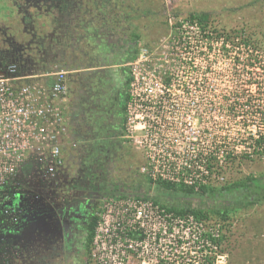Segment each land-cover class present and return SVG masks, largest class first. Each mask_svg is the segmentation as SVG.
<instances>
[{
    "label": "rangeland",
    "instance_id": "1",
    "mask_svg": "<svg viewBox=\"0 0 264 264\" xmlns=\"http://www.w3.org/2000/svg\"><path fill=\"white\" fill-rule=\"evenodd\" d=\"M136 1L130 2L141 3ZM248 1L250 0H144V43L139 46L131 63H138L139 66L144 64V122L147 123L144 128V145L150 144L154 138L180 140V148L192 152L197 147L192 142H200L199 149L219 154L222 161L227 154L249 152L245 148L247 138L264 132V127L261 126L264 118V55L257 58L258 68L251 70L259 85H250L245 77L234 81L229 78V73L235 71L229 60H213L212 66L207 69L211 59L202 56L201 45H196V30L187 25L182 17L179 21L175 17L178 13L194 10L215 11L219 13L220 20L226 23L264 19V9L261 14L257 9L253 13L255 16L247 10H239L234 14L225 11L226 8L240 7ZM35 4L38 11L30 13L32 23H20L19 14L23 12L22 8L8 24L0 25V47L4 51L2 55L5 56L0 58V65L15 64L21 75L38 76L54 70L66 72L68 67L73 66L76 70L78 60L84 54V46L89 47L93 41L92 30L102 27V24L104 33L112 31L110 22L114 12L109 6H99L96 0H36ZM177 22H180L182 28L172 29ZM18 25H22L21 35L16 34ZM214 47L218 49L221 46L217 44ZM245 55L240 54L241 59ZM31 60L35 65L29 63ZM191 63L193 72L189 69ZM237 71H242V68H237ZM76 75L77 73L73 74L74 77ZM167 80L168 86L164 89ZM185 87L187 93L183 94L182 88ZM160 97L165 100L161 103V109L166 113L165 117L156 118L151 112H156V108H159L157 105ZM154 122L162 124L163 127L158 129L157 123L152 126ZM170 124H177L178 127L172 134L170 129L166 131ZM247 124L249 129L244 127ZM150 131L153 136L149 135ZM126 134L124 130L125 138L120 142H126L133 149L131 161L134 168L120 178L127 185L136 184L143 188L145 200L161 199L167 203L168 209L190 207L210 211L221 203H226L231 208L234 206L236 199L232 196H186L181 192H168L150 184L139 174L141 156ZM139 134L136 130V135ZM211 142L218 147L211 146ZM78 159V149L73 148L66 159L55 191L58 195L48 203L69 201L70 197L81 194ZM214 168L222 169L223 173L210 180V186L214 188L247 176L258 177L264 181V157L239 164L219 162ZM230 218L224 225L214 219L210 220L206 228L199 227V231H192L194 224L181 219L174 231H170L180 243L168 239L172 238L170 234L159 242H146L144 264H264V202L238 210ZM152 223L148 222V225ZM205 239L208 240V245L203 244ZM214 240H220L218 247L214 246ZM90 249L91 255L90 252L86 253L82 261L86 264H100L92 256V245ZM18 250L17 247L11 264H29L27 252L18 261ZM201 251H205V261L200 260ZM141 263V259L135 258L129 262L115 259L107 264Z\"/></svg>",
    "mask_w": 264,
    "mask_h": 264
},
{
    "label": "built area",
    "instance_id": "2",
    "mask_svg": "<svg viewBox=\"0 0 264 264\" xmlns=\"http://www.w3.org/2000/svg\"><path fill=\"white\" fill-rule=\"evenodd\" d=\"M190 27L196 30L195 39L199 40L197 44L201 45L202 56L211 59L207 69L214 59L224 61L221 48H215L213 56L208 52V41L202 40L206 34H201L196 26ZM189 69L194 71L193 63ZM130 71L132 80L128 87L125 133L141 156L139 174L152 185L170 184L194 190L210 185L215 176L208 158L213 153L199 149L200 142H192L198 147L192 152L181 149L180 140L154 138L150 144L144 145V128L147 127L144 122V64H131ZM167 82L169 80L164 89H167ZM67 92L65 71L54 70L38 76L21 75L15 64L0 65V218L3 222H13L30 209V204L55 196L66 162L64 153L75 148L66 116ZM182 92L187 93V88H182ZM164 101L159 98V108L151 115L165 117L166 112L161 109ZM153 125L158 129L163 127L158 122ZM169 127L166 131L170 129L171 134L178 128L177 124ZM149 135L153 136L151 131ZM93 213L97 221L92 238V256L100 264L115 259L129 262L135 258L144 264L146 242L156 243L170 234L172 238L168 239L180 243L170 231H174L181 219L194 224L192 231H199V227L206 228L209 224V221L197 220L191 215L178 216L143 196L101 198ZM148 222L153 223L148 225ZM207 241L202 242L208 245ZM0 247L2 264H11L17 246L4 242ZM204 253L201 251L199 255L202 261L206 260Z\"/></svg>",
    "mask_w": 264,
    "mask_h": 264
},
{
    "label": "flooded vegetation",
    "instance_id": "3",
    "mask_svg": "<svg viewBox=\"0 0 264 264\" xmlns=\"http://www.w3.org/2000/svg\"><path fill=\"white\" fill-rule=\"evenodd\" d=\"M130 1L96 0L99 6H109L114 12L110 22L112 31L104 33L102 24L93 29V41L89 47L84 46L78 68L74 70L73 66L66 70V116L71 139L77 140L74 149L79 152L81 194L70 197L69 201L48 203L55 200L58 195L55 193L52 198L30 204V209L13 222L6 223L0 218V244L14 242L19 249L18 261L27 252L29 264H80V261L86 264L82 261L87 253L84 229L99 199L117 193L144 194L143 188L127 185L120 178L134 168L133 149L120 141L125 138L128 87L132 80L129 66L144 43L146 14L144 0H138L141 3ZM35 2L0 0V25L8 24L22 8L20 23H32L30 13L38 11ZM16 34H23L22 25H18ZM3 52L0 47V58L5 57ZM33 62L29 63L35 65ZM1 255L0 247V264Z\"/></svg>",
    "mask_w": 264,
    "mask_h": 264
},
{
    "label": "trees",
    "instance_id": "4",
    "mask_svg": "<svg viewBox=\"0 0 264 264\" xmlns=\"http://www.w3.org/2000/svg\"><path fill=\"white\" fill-rule=\"evenodd\" d=\"M258 9V10H257ZM264 9V0H250L246 4L240 7L226 8L225 11L232 14L239 10H247L253 16V13L257 10L261 14ZM148 12V11H147ZM146 13V12H145ZM184 16V17H183ZM176 19L179 21L181 17L190 26H196L202 36V40L208 41V52L213 56L215 55L214 45L219 44L222 50V59L224 61L229 60L235 68V71L229 73V78L234 81H240L243 77L249 80L250 85H259L257 78L253 76L251 70L258 68V57L264 55V19L255 18L252 20L241 21H229L222 22L220 20L219 13L215 11H187L184 13L176 14ZM181 27L180 22L176 23L172 29H179ZM196 44L199 42L195 39ZM240 54H246L244 59H241ZM215 61V59H214ZM241 67L242 71H237V68ZM225 77V75H223ZM248 101V100H247ZM239 106V105H238ZM237 107V106H235ZM233 107V108H235ZM261 126L264 127V118ZM245 129H249L250 126L244 125ZM259 132V131H258ZM214 143H220L214 141ZM211 142V146L218 147ZM245 148L249 152L241 154H227L220 161L219 154H212L209 156L208 161L210 167H216L219 162L228 164H239L245 161H253V159H262L264 157V132L256 135H250L245 142ZM215 177L223 175L222 169L214 168L212 171ZM158 188L164 189L168 192H181L186 196L199 195L203 197L210 196L212 198L227 196L235 197L236 202L231 208L226 203L219 204L213 210H203L199 208H185L175 209L170 208L169 212H172L178 216L191 215L197 220L210 221L215 220L224 225L231 219L232 214H235L238 210L248 209L254 204H260L264 202V181L258 177L247 176L239 178L236 181L228 183L222 187L214 188L210 185L202 186L196 190L190 187L174 186L170 184H156ZM114 196H138L143 194L137 193L135 195L126 194H113ZM154 204H159L162 208H168L167 203L161 199L154 198ZM231 208V209H230ZM97 217L92 213L85 226V248L87 253L91 255L90 246L92 245V238L96 226ZM220 240H214V246H219Z\"/></svg>",
    "mask_w": 264,
    "mask_h": 264
},
{
    "label": "crops",
    "instance_id": "5",
    "mask_svg": "<svg viewBox=\"0 0 264 264\" xmlns=\"http://www.w3.org/2000/svg\"><path fill=\"white\" fill-rule=\"evenodd\" d=\"M69 154H70V150H66L65 153H64V157H65V161L66 159L69 157Z\"/></svg>",
    "mask_w": 264,
    "mask_h": 264
}]
</instances>
